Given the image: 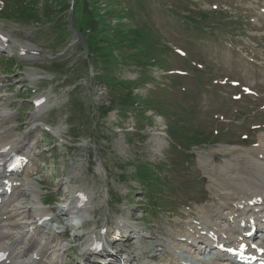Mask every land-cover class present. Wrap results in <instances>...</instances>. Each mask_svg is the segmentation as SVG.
Wrapping results in <instances>:
<instances>
[{"label": "rangeland", "instance_id": "rangeland-1", "mask_svg": "<svg viewBox=\"0 0 264 264\" xmlns=\"http://www.w3.org/2000/svg\"><path fill=\"white\" fill-rule=\"evenodd\" d=\"M3 1L7 6L9 0ZM27 2L35 13L28 20L0 11V32L11 40L14 54L3 55L6 46L0 45V114L2 108L11 112L0 128L21 138L28 132L37 148L31 163L35 169L40 161V169L32 182L42 207L54 212L52 231H60L53 241L60 246L46 260L82 264L84 234L104 217L105 179L108 224L115 226L114 220L126 214L138 231L128 230L131 240L113 244L140 250L150 264L153 259L169 262V251L176 248L164 244L170 231L181 234L196 224L202 207L214 201L207 159L218 165L264 135V0H95V5L81 0L83 14L96 8L113 29L82 35L89 42L96 39L98 57L77 45L79 27L72 23L83 14L75 15V0ZM27 44L44 50L46 59L20 55ZM155 56L159 62L150 63ZM111 77L133 80V93L146 101L137 107L141 113L121 103L103 113L116 98L105 84ZM31 84L48 95L37 113L31 105L34 93L26 88ZM40 121L55 129L56 137L38 127L31 130ZM199 139L207 143L195 144ZM156 171L161 186L152 189ZM78 191L94 198L79 230L83 237H74L68 217L58 213L66 197ZM137 234L140 243L133 238Z\"/></svg>", "mask_w": 264, "mask_h": 264}, {"label": "bare ground", "instance_id": "bare-ground-1", "mask_svg": "<svg viewBox=\"0 0 264 264\" xmlns=\"http://www.w3.org/2000/svg\"><path fill=\"white\" fill-rule=\"evenodd\" d=\"M2 37H0V44H11L8 39L2 40ZM24 47L27 52L32 50L29 44ZM1 111L0 125L11 114L5 108H2ZM9 129H0V161L13 152H22L25 160L19 169L20 177L16 178L15 181L26 180L30 182L35 203L32 205L27 203L23 191L18 186H14L9 194L0 189L3 196L0 205V251L7 253L5 260L0 264H54L50 258L46 260L48 255L46 246L54 247L59 244V242L56 245L50 244L55 241L56 234L45 230L42 231L41 236H38L37 231L42 228V225H39L37 220L33 223L27 222L31 211L34 210L36 214L44 211L40 205L39 192L34 186L35 182H32L30 178L34 172L30 162L32 155L34 157L31 149L33 144H30L27 134L21 138ZM17 143L20 144L17 145ZM214 164L207 159L208 187L215 196L214 201L202 207V213L198 214L200 221L196 224L189 225L188 223L189 227L181 234L170 231L171 234L169 233V238L165 239L164 244L176 248L170 251V261L165 264H233L231 260L224 259L222 256L214 257L212 261L208 262L203 259L198 249L202 248L203 244L228 246L233 243H240L246 245L244 233L254 224H257L262 217L261 213L264 211V135L259 137V142L254 147L231 152V157L226 158L218 165ZM4 175L5 172L0 168V178ZM85 200L83 199L82 206L77 209L80 214L87 213L89 205L87 206L88 203ZM71 203L72 199L64 201V207L62 206L61 211L66 214L70 212ZM28 204H30L29 207ZM22 208L23 211H21ZM132 224L133 222L127 219L119 225L126 231L133 229L137 233V229L132 227ZM26 225L28 229H25ZM17 235H25L23 238L26 239H31L33 236V240L39 239L40 242L30 250L31 243L23 238L18 239ZM178 246L188 253L189 256L185 258L191 260H185L187 263H183L182 255L177 254ZM91 253L92 249L90 250ZM85 254L86 262L84 264H102L93 263L89 254L87 252ZM117 255L121 256L122 264H135V262L137 264H150L148 259L137 261L136 255L132 253H117ZM6 259L10 262L7 263ZM104 264H117L115 254H110L108 261Z\"/></svg>", "mask_w": 264, "mask_h": 264}, {"label": "trees", "instance_id": "trees-1", "mask_svg": "<svg viewBox=\"0 0 264 264\" xmlns=\"http://www.w3.org/2000/svg\"><path fill=\"white\" fill-rule=\"evenodd\" d=\"M90 2L92 3V5H95V0H90ZM75 3H77L79 5L78 8L74 7L75 15L77 13H79L80 17H81L83 12H85L83 10L84 3L82 6H81V0H75ZM28 4H29V2H27V0H16V1L12 2V4H10V7L7 9V11L19 12V14H22L28 18H33L35 13L33 12V10L31 8H29V9L27 8ZM86 12H87V14H83V17L87 18V16L90 15L91 20H89L88 18H87L88 19L87 20L86 18L82 17V18H78L77 22H76V19H75V21L72 23L74 28H78V27L82 26L84 28L85 32H87L89 34L92 33V34H94V36H96V34H98V33L100 34V36L102 33L104 35L105 34L104 30L112 29V26L109 27L107 25L106 21L100 17V14L97 12L96 8L92 7L91 11H89V12L86 11ZM94 24H96V28H94ZM97 26L101 29H99ZM100 30L102 33L99 32ZM64 38H66V37H64ZM85 40L89 44L90 49L95 48V47H99V46H95L97 43L95 38L94 39L91 38L90 42L86 37H85ZM103 40L108 41L109 37L106 36V38ZM108 56H109V53L106 54V56H103L105 61L108 60ZM108 65L111 68L113 64L108 63ZM109 83H111L109 86V87H111V89L109 88L110 92L116 98L113 97L114 99H113V101H111L108 109H105V108L102 109L103 113H106L107 111H110L113 107H116L117 106L116 104H118V103H116L117 101L122 102L123 103L122 106H126V104L129 103L131 100H135V98H139L138 101H140V103H142V105L145 104V102H146L145 97L133 94V89L131 88L133 81L125 80V79H117V78L115 79L114 77H111L110 80L107 81L108 85H109ZM112 89L115 91V94L113 93Z\"/></svg>", "mask_w": 264, "mask_h": 264}, {"label": "water", "instance_id": "water-1", "mask_svg": "<svg viewBox=\"0 0 264 264\" xmlns=\"http://www.w3.org/2000/svg\"><path fill=\"white\" fill-rule=\"evenodd\" d=\"M80 31H82V29H80ZM95 159H96L97 162H99L96 156H95Z\"/></svg>", "mask_w": 264, "mask_h": 264}]
</instances>
